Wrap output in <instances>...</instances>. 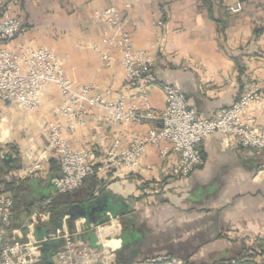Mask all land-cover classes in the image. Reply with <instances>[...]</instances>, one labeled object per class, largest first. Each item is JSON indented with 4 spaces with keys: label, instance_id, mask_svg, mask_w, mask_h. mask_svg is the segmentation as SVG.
Masks as SVG:
<instances>
[{
    "label": "crops",
    "instance_id": "obj_1",
    "mask_svg": "<svg viewBox=\"0 0 264 264\" xmlns=\"http://www.w3.org/2000/svg\"><path fill=\"white\" fill-rule=\"evenodd\" d=\"M209 1V7L202 0L117 2L134 48L152 57L155 81L147 91L158 112L165 106L163 85L181 90L188 105L207 117L264 77V0ZM110 3L22 0V27L11 44L49 49L75 84L89 85L104 101L122 98L126 106L140 107L136 90L124 83L118 54L112 52L110 64L104 65L94 47L105 48L99 42L100 13ZM237 3L243 5L242 12L230 13L228 6ZM6 103L10 111L0 118V141L13 148L0 149V157L8 153L12 161L0 162V180L13 184V197L19 188L9 236L39 241L53 231L47 222L30 230L25 221L47 199L57 198L64 209L72 208L75 214L85 207L88 214L73 219L64 214L54 229L70 232L81 246L99 249L103 244L102 255L87 264H129L134 256L137 260L177 256L187 264H225L247 247L234 235L264 237V150L241 148L213 133L199 145L200 166L186 178L175 179L166 173L175 155L164 164L156 147L149 146L134 172L92 175L80 189L60 195L50 183L58 172L54 159L44 162L41 172L25 173L43 151L47 124L61 105L60 93L47 85L40 106L29 112L20 107L11 111L16 106ZM107 114L101 106L84 114L83 124L64 134L71 146L93 148L101 156L115 138L125 146L132 136L158 126L149 119L111 124L102 120ZM248 115L263 122L264 97L250 106ZM125 229L134 233L136 242L131 247L121 241ZM61 244L60 238L44 242L36 264H56L53 252Z\"/></svg>",
    "mask_w": 264,
    "mask_h": 264
},
{
    "label": "built area",
    "instance_id": "obj_2",
    "mask_svg": "<svg viewBox=\"0 0 264 264\" xmlns=\"http://www.w3.org/2000/svg\"><path fill=\"white\" fill-rule=\"evenodd\" d=\"M111 3L101 13L102 37L97 48L105 64L111 59L110 50L120 54L124 81L137 89L141 108L126 106L122 100L104 101L93 94L89 85L75 84L65 76L62 63L49 49L11 42L21 30L19 10L22 0H0V102L15 103L24 110H36L47 85L54 86L61 96V105L54 112L46 127V142L38 159L25 170L33 175L43 170V163L55 157L58 172L50 178L55 194H67L80 189L84 180L92 175L118 174L135 171L149 146L156 147L159 158L167 163L171 152L175 160L166 172L175 179L186 178L201 164L199 145L213 133H220L242 148L264 150V121L258 123L248 115L251 104L259 103L264 97V77L242 93L236 101L222 106L204 117L190 107L184 93L171 85H163L165 106L157 112L149 102L148 86L155 79L151 74L152 59L132 47L129 33L124 28L123 15ZM128 3L125 8H129ZM232 14L242 12L243 5L228 6ZM101 106L108 114L102 120L111 124H139L143 120H155L158 126L149 128L144 134L130 138L125 146L115 139L105 154L97 155L94 149H74L65 133L76 124H83V115ZM166 167V166H165ZM51 199L45 201L50 203ZM13 214V195L0 193V264H36L44 242L62 239V244L53 252L56 264H87L99 258L102 250L81 246L70 232L55 228L39 241L24 240L8 235ZM49 219V212L38 206L25 221L32 230L35 225ZM103 245V244H102ZM235 264L234 260L230 261ZM140 264H187L177 256H157L144 259Z\"/></svg>",
    "mask_w": 264,
    "mask_h": 264
},
{
    "label": "rangeland",
    "instance_id": "obj_3",
    "mask_svg": "<svg viewBox=\"0 0 264 264\" xmlns=\"http://www.w3.org/2000/svg\"><path fill=\"white\" fill-rule=\"evenodd\" d=\"M130 5V4H129ZM105 9V8H104ZM122 12V11H121ZM19 16H20V14H19ZM21 18V17H20ZM102 31H103V28H102ZM101 37H102V34H101ZM101 37H100V39H99V42L101 41ZM131 38V37H130ZM15 39V38H14ZM13 41V40H12ZM131 41H132V39H131ZM17 44V43H16ZM14 45V44H13ZM94 47H99L97 44H95L94 45ZM132 47L134 48V46H133V43H132ZM104 49V48H103ZM135 49V48H134ZM95 50H96V52H97V54H98V51H97V48H95ZM135 50H138V51H143V52H145V53H147L149 56H150V54L146 51V50H139V49H135ZM112 52H116L117 54H118V57H119V62H120V65H121V58H120V54L116 51V50H110V53H111V59H110V62H111V60H112ZM99 55V54H98ZM100 57V56H99ZM151 57V56H150ZM101 59V58H100ZM151 59H152V57H151ZM102 61V60H101ZM110 62H109V64H110ZM104 65H109V64H105L104 62H102ZM122 67V66H121ZM122 70H123V68H122ZM124 83H125V81H124ZM126 84V83H125ZM79 85V84H78ZM83 85V84H82ZM127 85V84H126ZM128 87H131V86H128ZM132 88H134V87H132ZM135 89V88H134ZM136 90V92H137V89H135ZM136 95H137V93H136ZM119 100H122L123 101V99L121 98V99H119ZM261 102V101H260ZM259 102V103H260ZM138 103H139V105H140V107H136V108H141L142 106H141V104H140V101L138 100ZM259 103H254V104H259ZM254 104H251V105H254ZM16 106L15 108L13 107V109L11 110V111H19L20 109H19V107L16 105V104H14L13 103V105L12 106ZM250 105V106H251ZM11 106V107H12ZM250 106H249V108H250ZM249 108H248V110H247V112L249 111ZM155 109V108H154ZM21 110H24V109H21ZM156 110V109H155ZM8 111H10V109H9V106H8V104L6 103V102H0V118L3 116H5L7 113H8ZM25 111H28L29 112V110H25ZM34 111V110H33ZM157 111V110H156ZM158 112V111H157ZM161 112V111H160ZM250 116V115H249ZM253 117V116H252ZM257 121V120H256ZM264 121V120H263ZM258 122V121H257ZM0 123H1V121H0ZM258 123H261V122H258ZM6 126V125H5ZM3 127V129L4 130H2V132L3 131H5V129H6V127ZM21 134H22V132H21ZM115 139H117V138H115ZM114 139V140H115ZM113 140V141H114ZM119 140V139H118ZM113 141H112V143H113ZM5 141H0V149H6V148H9L10 147V149L12 150V148H13V146L11 147V145L9 144V143H4ZM112 143H111V145H112ZM111 145H110V147H111ZM234 145H236V144H234ZM15 147V146H14ZM109 147V148H110ZM242 148V147H241ZM91 149H93V148H91ZM246 149H249V148H246ZM108 150V149H107ZM200 150V149H199ZM94 151L97 153V151L94 149ZM103 154H105V151L103 152ZM102 154V155H103ZM97 155H98V153H97ZM101 155V156H102ZM157 155H158V153H157ZM170 155H175V154H173L172 152H171V154ZM200 155H201V152H200ZM145 157V156H144ZM143 157V158H144ZM159 157V156H158ZM170 157V156H169ZM175 157H176V155H175ZM51 159H54L55 161H56V163H58L57 162V160H56V158L55 157H50ZM142 158V159H143ZM160 159V158H159ZM201 160H202V158H201ZM142 161V160H141ZM160 161H162L161 159H160ZM140 164H141V162H140ZM140 166V165H139ZM139 168V167H138ZM134 172V171H133ZM111 175L110 173H107V174H105V175ZM167 176H169L168 174H167ZM170 177V176H169ZM173 178V177H172ZM183 179V178H182ZM10 185H13V184H9L8 185V182H5V181H2V180H0V193H11V194H14L12 191L14 190H12V188L13 187H11ZM16 190H15V194H16ZM15 196V195H14ZM29 216V215H28ZM48 222V221H47ZM46 223V222H45ZM59 228H61V227H59ZM52 230H54V228L52 229ZM74 238V237H73ZM234 238H237L238 240H241V241H245V246H247V247H244L245 248V257H244V259L245 260H247V261H251V262H253L254 264H264V243L262 244V245H260V239H264V237L263 236H257V235H253V234H249V235H234ZM101 244V243H100ZM101 246V249H102V247H103V245L101 244L100 245ZM87 247H90V246H87ZM90 248H92V247H90ZM96 249V248H95ZM100 249V250H101ZM98 250V249H97ZM102 251H103V249H102ZM103 253V252H102ZM102 253H101V255H102ZM226 264H231L230 263V261L228 262V263H226ZM236 264V263H235Z\"/></svg>",
    "mask_w": 264,
    "mask_h": 264
},
{
    "label": "trees",
    "instance_id": "obj_4",
    "mask_svg": "<svg viewBox=\"0 0 264 264\" xmlns=\"http://www.w3.org/2000/svg\"><path fill=\"white\" fill-rule=\"evenodd\" d=\"M202 3L204 5H206L207 7H209V5L211 4L209 0H202ZM53 162H54V160L52 161V163ZM10 186L12 187L13 185H10ZM18 189L19 188L17 187L16 188L17 192H18ZM15 195L16 196L13 197V207H14V204L17 203V201H18L17 194H15ZM43 210L49 212V219L47 222V224H48L47 226H49V228H54L55 226H58L60 224L61 219L64 215L65 209L60 203H57V198H52L50 203L46 204L43 207ZM263 243H264V239L262 238V239H260V245H262ZM46 246L49 247V244H47ZM244 257H245V253H243V251H242L239 255L234 256L229 261L234 260L236 264H253V262L245 260ZM228 262H226V263H228ZM46 264H50V263L47 262Z\"/></svg>",
    "mask_w": 264,
    "mask_h": 264
},
{
    "label": "water",
    "instance_id": "obj_5",
    "mask_svg": "<svg viewBox=\"0 0 264 264\" xmlns=\"http://www.w3.org/2000/svg\"><path fill=\"white\" fill-rule=\"evenodd\" d=\"M8 160L12 161V157L8 153H4L0 157V162L1 161H8ZM88 209H90L92 211L91 208H88ZM64 214L68 215L70 217V219H73L75 215H81L82 217H85L88 214V212H87L85 207H82V208H80L79 211H77L74 214L72 211V208H66L64 210ZM121 241H122L123 245L129 244L131 247L132 244H134L136 242L135 237H134V233L130 230L125 229L122 233ZM100 249L101 248H99L98 250L101 251L102 249L101 250ZM153 257H157V256H153ZM147 258H152V257H147ZM147 258H142L141 260H137V256L136 257L134 256L130 259L129 264H140L144 259H147ZM126 263L128 264L127 261H126ZM126 263H124V264H126ZM116 264H118V263H116Z\"/></svg>",
    "mask_w": 264,
    "mask_h": 264
},
{
    "label": "bare ground",
    "instance_id": "obj_6",
    "mask_svg": "<svg viewBox=\"0 0 264 264\" xmlns=\"http://www.w3.org/2000/svg\"><path fill=\"white\" fill-rule=\"evenodd\" d=\"M40 103H41V101H40ZM39 106H40V104H39ZM37 109H38V108H37ZM31 111H33V110H31ZM57 165H58V163H57ZM116 242H117V241L114 240V245L116 244Z\"/></svg>",
    "mask_w": 264,
    "mask_h": 264
}]
</instances>
